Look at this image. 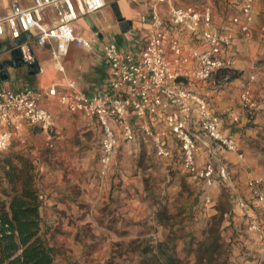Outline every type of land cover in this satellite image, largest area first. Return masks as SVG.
<instances>
[{"label":"crops","instance_id":"0c3cea01","mask_svg":"<svg viewBox=\"0 0 264 264\" xmlns=\"http://www.w3.org/2000/svg\"><path fill=\"white\" fill-rule=\"evenodd\" d=\"M19 1L26 6L31 3L30 0ZM133 1L140 3V7H132ZM152 1L107 0V5L103 9L81 16L74 25L75 31L85 38H91L93 35L98 37V42L94 43L91 50L71 44L59 64L52 59L48 47L34 44L32 49L36 58L35 67L9 68V82L7 84L1 82V85L13 89L30 86L41 90L57 84L64 92L80 90L88 95L108 91L110 66L101 54L100 45L105 41L113 40L122 50L135 47V40L143 36L146 31L140 16L149 12V4ZM174 1L179 5H211L215 25L228 27L227 29L234 36L236 47L234 68L237 71L235 79L218 84L196 82L193 88L205 96L217 112L227 116L225 132L235 137L238 150L229 151L217 146L211 151L204 149L199 152V163L203 164L205 160L213 159L216 163L225 164L228 168L226 180H218L210 186H204L202 182L194 180L183 171L180 165L170 159L158 157L146 144L125 141L121 132L118 131L117 150L120 148L123 159L117 173L120 185L117 186L114 195L120 203L119 211H122L126 217L138 219V210L134 208V205H138L142 200L147 206L146 210L142 211L144 215H150L153 222L159 225L158 228L161 230L159 241L161 242L156 247L164 253V256L168 254L169 257L167 260L161 258L154 262L150 260L148 264H177L178 262L182 264H264V239L258 231L249 227L242 210L236 206L239 199L246 200L254 207L256 217L262 218L264 208L253 199L249 186L252 179H259L264 191V98L261 96V87L254 85L252 88V96L258 102L255 110L245 109L240 100L241 76L254 68L264 69V38L261 35L264 25L262 7L257 6L259 14L253 23L251 35L245 37L235 25L230 24V18L237 13V6L233 0ZM11 2L12 0H0V16L9 12ZM109 5L112 7L107 12L105 8ZM117 13L123 20L118 18ZM128 21L132 23L131 27ZM123 38L126 39L125 44L120 43V39ZM182 39L188 44L187 46L201 47L196 38L186 33L183 34ZM4 55L8 57L11 53L6 52ZM20 67L24 70L19 71ZM70 80H73L75 85L70 86ZM43 104L53 112L56 119L57 137L54 140V146H48L46 134L39 126L31 125L24 126L21 135L15 137L13 142L17 143V147L31 151L42 173L45 167L42 159L46 157H49L50 165L55 168L51 174L54 181L49 183L51 197L46 192L47 189L44 190L45 192L42 190L41 213L45 226L48 222L46 217V212L49 210L48 203L56 204L53 209H58L64 204L67 207L65 202L71 204L70 200L74 197L71 190L66 188L70 184L81 182L77 176L81 177L80 174L84 170L93 171L98 166L99 177L108 178L116 165V159L114 156L111 160L106 171L107 177L104 176L106 173L101 174L98 161L101 129L97 120L82 113L69 112L55 98H44ZM233 117H238V121H232ZM170 147L174 153L180 149L174 140L170 142ZM145 153L150 155L146 168L147 179L149 178L150 182L147 189L144 188L141 173L136 170V165L127 164L128 156L137 157ZM65 167L81 169L82 172L78 171L80 173L75 174L77 172L72 171L73 174H67L64 177L61 173ZM137 187L140 195L135 191ZM91 195L90 192L88 197L94 199ZM127 200H130L128 205L130 207L124 204ZM69 213L70 211H67V214ZM174 219H179L175 222L176 224L173 222ZM120 220L122 221L123 218ZM218 220L220 222L217 233H213V224ZM217 235L220 237L219 241L213 245V239ZM204 248L207 250L204 251ZM223 248L227 252L225 258H215ZM167 250L176 252V255L171 251L168 253ZM198 255H203L201 260Z\"/></svg>","mask_w":264,"mask_h":264},{"label":"built area","instance_id":"2783aa9c","mask_svg":"<svg viewBox=\"0 0 264 264\" xmlns=\"http://www.w3.org/2000/svg\"><path fill=\"white\" fill-rule=\"evenodd\" d=\"M118 1V0H116ZM23 5L12 0L9 12L0 16V48L9 43L18 49L22 61L35 63L33 45L48 47L57 63L71 44L91 50L98 37L85 38L74 29L81 16L100 11L107 0H30ZM237 13L230 18L245 37H249L258 13L264 14V0H233ZM149 12L140 16L145 33L135 40L133 48L122 50L113 40L100 45L103 58L110 66L108 91L88 95L80 90L64 92L57 84L41 90L30 86L13 89L0 82V158L19 137L26 125L39 126L46 134L48 146L57 137L56 119L43 104L44 98H55L71 113L95 118L100 126V172L105 174L118 148V131L125 141L141 142L153 148L160 158L170 159L194 180L210 186L226 180L228 168L213 159L198 161L201 150L217 146L237 151L234 136L225 132L227 116L217 112L207 98L196 91V82L215 84L229 81L234 66L235 40L225 26L214 23L211 5H179L174 0H153ZM31 32L32 36L17 43L16 39ZM196 38L201 47L187 46L183 34ZM264 38V25L261 29ZM10 52V51H8ZM0 53V62L11 56ZM240 100L248 110L258 102L252 88L259 85L264 98V69L241 76ZM69 85H75L73 80ZM233 117L232 121H238ZM179 151L174 153L170 142ZM253 199L264 208V191L259 179L249 182ZM43 197V195H42ZM236 206L245 222L264 239V211L256 217L254 207L239 199Z\"/></svg>","mask_w":264,"mask_h":264},{"label":"rangeland","instance_id":"374dc122","mask_svg":"<svg viewBox=\"0 0 264 264\" xmlns=\"http://www.w3.org/2000/svg\"><path fill=\"white\" fill-rule=\"evenodd\" d=\"M131 5L135 8L140 7V3L135 1ZM110 7L112 5L107 6L105 11H110ZM125 38L120 39V43L125 44ZM20 70H24V68L20 67ZM8 82L6 81L4 84ZM12 149L29 151L27 148L17 147V143L12 142L9 149L4 153ZM119 149L115 154L116 165L112 168L111 171L113 172L109 173L108 178L99 177L98 166L93 171L91 169L84 170L80 174L81 177L77 176L81 182L70 184L66 188L73 193L74 198L69 197L71 204L65 202L67 207L64 204L58 209H53L56 204L48 203L49 210L46 212L48 222L44 226V231L50 245L54 248L55 264H148L150 260L153 262L158 261L159 258L167 260L169 257L168 254L164 256V253L156 247L161 242L159 241L161 230L158 228L157 222L154 223L153 219L150 218V215H144L142 212L147 208L142 200L139 201L138 205H134V208L138 210V219L126 217L122 211H119L120 203L114 195L117 186L120 185L117 180V173L123 159ZM146 154L127 157V164H135L136 170L140 171L145 189L150 186L146 172L150 155ZM42 163L45 167L43 173L39 170L38 186L41 192L47 189L46 192L51 197L52 192L49 190V183L54 181L51 174L55 168L50 165L49 157L42 159ZM37 167L39 169L38 165ZM72 171H74L73 173L76 171L75 174L82 172L81 169L65 167L61 176L66 177L67 174H73ZM107 174L103 175L107 177ZM137 189L138 187L135 189L136 192ZM90 192L94 199L88 197ZM137 193L140 195L139 192ZM124 204L126 207H130L128 206L130 200ZM121 206L125 207V205ZM71 210L74 211L71 212ZM67 211L70 213L67 214ZM121 218H123L122 221ZM177 220L179 219L173 220L174 224ZM171 250H167V252L176 255V252ZM221 251L215 258H225L226 250L223 248ZM202 257L203 255H198L199 260ZM211 259H213L212 256ZM177 264H182V262Z\"/></svg>","mask_w":264,"mask_h":264},{"label":"trees","instance_id":"16d2710c","mask_svg":"<svg viewBox=\"0 0 264 264\" xmlns=\"http://www.w3.org/2000/svg\"><path fill=\"white\" fill-rule=\"evenodd\" d=\"M237 73L231 72L229 80ZM150 147V146H149ZM152 150L153 148L150 147ZM154 151V150H153ZM155 153V152H154ZM39 169L31 152L12 149L0 158V264H55L44 231ZM218 220L212 231L217 233ZM217 235L212 244L219 241ZM207 248H204V251ZM172 264V263H171Z\"/></svg>","mask_w":264,"mask_h":264},{"label":"water","instance_id":"95a60500","mask_svg":"<svg viewBox=\"0 0 264 264\" xmlns=\"http://www.w3.org/2000/svg\"><path fill=\"white\" fill-rule=\"evenodd\" d=\"M117 16L120 20H123L122 17L117 13ZM129 27H131L132 23L130 21L127 22ZM32 34L31 32H26L24 36H22L19 39H16V42L19 44L22 41L26 40L27 38L31 37ZM10 51L11 53V58L5 59L3 62H0V82H5L8 81L10 78V74L8 72L9 68L12 67H18V66H25L28 67L29 69L35 67V63H28L27 61H22V58L19 54L18 49H12L11 50V45L9 43H5L2 45L0 48V53L8 52Z\"/></svg>","mask_w":264,"mask_h":264}]
</instances>
